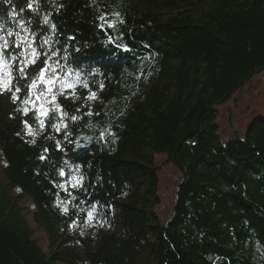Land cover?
I'll use <instances>...</instances> for the list:
<instances>
[{"label":"trees","instance_id":"1","mask_svg":"<svg viewBox=\"0 0 264 264\" xmlns=\"http://www.w3.org/2000/svg\"><path fill=\"white\" fill-rule=\"evenodd\" d=\"M194 3L0 0L20 88L0 91V264H143L147 245L146 264H264V117L223 143L216 108L264 71V0ZM155 153L183 175L165 224ZM15 187L48 251L8 209Z\"/></svg>","mask_w":264,"mask_h":264},{"label":"rangeland","instance_id":"2","mask_svg":"<svg viewBox=\"0 0 264 264\" xmlns=\"http://www.w3.org/2000/svg\"><path fill=\"white\" fill-rule=\"evenodd\" d=\"M194 1L196 3L191 8L194 9L197 15H201L210 0ZM166 12L169 11L166 9L164 14H167ZM174 12L172 11L171 13L174 14ZM9 74V68L4 64H0V77L8 79ZM216 108L219 134L222 142L226 143L235 137H244L253 120L257 117H264V71L255 75L248 83L237 90L229 101L218 104ZM40 112H46V107L45 105L43 106L42 102H40ZM154 162L160 166L158 170L160 204L155 207V210L160 222L165 224L173 214L177 189L183 175L179 168L167 160V155L164 153H155ZM4 164L5 159L0 154V183L7 185L8 180L3 170ZM8 209H13L14 213L20 217V225H28L32 232V237L44 250L48 251V235L45 229L34 220L35 208L31 197L22 193L18 187L11 188ZM102 229L107 232L112 231L111 226L107 224H103ZM150 238L154 240L153 235ZM81 254H83V251H81ZM149 255H151V248L147 245L143 253V264H146ZM54 264L67 263L57 260Z\"/></svg>","mask_w":264,"mask_h":264},{"label":"snow or ice","instance_id":"3","mask_svg":"<svg viewBox=\"0 0 264 264\" xmlns=\"http://www.w3.org/2000/svg\"><path fill=\"white\" fill-rule=\"evenodd\" d=\"M9 35H12L11 32L8 33ZM7 42H5V44L0 47V64H3L4 62V50L7 48ZM17 47H19V45H17ZM33 52L35 53V50H33ZM18 58L16 56H12L11 60L13 63L16 62ZM36 64V59H31L28 60L27 58H25L24 60L20 61V66L17 69V71L20 74L21 78H27V72L25 71V68L30 66V65H35ZM8 67L11 68L12 64H8ZM49 70V65L47 63V61H44V67L40 69V72L38 73V76L43 79V77L46 75V73ZM16 77L14 75L9 74V78L8 79H4L2 77H0V91H11L13 94V99H18V97L16 96V93H18L20 91L19 87H16L14 90L12 89V85H11V80H14ZM47 83H52L51 80L46 81ZM32 87L36 86V79H33L32 81ZM86 86V85H85ZM95 94H93L94 96ZM73 119H76L75 117H73ZM34 142V141H33ZM43 158V157H42ZM61 175H63V172H61ZM65 211H67V209H65ZM89 217H91V213H89Z\"/></svg>","mask_w":264,"mask_h":264}]
</instances>
